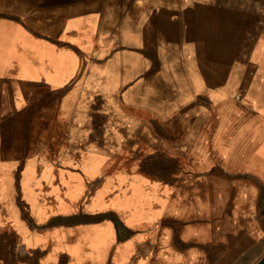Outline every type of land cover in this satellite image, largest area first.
<instances>
[{
	"label": "crops",
	"instance_id": "crops-1",
	"mask_svg": "<svg viewBox=\"0 0 264 264\" xmlns=\"http://www.w3.org/2000/svg\"><path fill=\"white\" fill-rule=\"evenodd\" d=\"M121 1L112 17L96 11L68 18L58 31L38 19L29 25L0 18V264H200L211 257L198 237L185 236L182 209L153 207L150 193L141 190L145 176L133 172L127 179L133 192H116L121 177L103 175L109 159L87 144V129H77L79 139L53 145L58 159L35 156L34 139L29 143L17 126L23 104L35 95V83L52 89L64 82L52 79L51 63L38 62L41 48L56 50L35 33H74L85 61L111 56L119 66L130 64L120 56L151 55L153 39L198 63L205 55L230 57L228 70L242 73L237 87L254 111H231L226 118L240 121L245 141L255 136L250 150H264V0ZM103 6L104 0L63 1L64 12ZM124 21L131 30L122 36ZM59 56L64 65L72 63ZM252 119L255 128L245 123ZM206 145L215 153L214 144Z\"/></svg>",
	"mask_w": 264,
	"mask_h": 264
},
{
	"label": "rangeland",
	"instance_id": "rangeland-1",
	"mask_svg": "<svg viewBox=\"0 0 264 264\" xmlns=\"http://www.w3.org/2000/svg\"><path fill=\"white\" fill-rule=\"evenodd\" d=\"M63 1L0 0V18L29 25L38 19L58 31L68 18L96 11L112 17L119 3L124 14L121 0L68 12ZM130 30L124 21L121 35ZM35 34L56 50L54 55L40 49L41 67L51 63L52 79L64 80L52 89L35 83V95L23 104L17 126L28 133L23 138L29 143L34 139L35 156L58 159L53 145L87 129V144L109 159L103 175L121 177L117 193L133 192L127 179L135 172L147 178L141 190L150 193L153 207L167 203L173 211L182 209L185 236L198 237L201 251L211 256L200 264H258L264 258V150H253L255 136L245 141L240 121L226 118L231 111H254L237 87L242 73L228 70L230 57L205 55L198 63L153 39L151 55L120 56V63L130 64L119 66L111 56L93 54L85 61L74 33ZM62 53L71 64H63ZM255 121L245 123L255 128ZM206 144H214L215 153Z\"/></svg>",
	"mask_w": 264,
	"mask_h": 264
},
{
	"label": "water",
	"instance_id": "water-1",
	"mask_svg": "<svg viewBox=\"0 0 264 264\" xmlns=\"http://www.w3.org/2000/svg\"><path fill=\"white\" fill-rule=\"evenodd\" d=\"M258 264H264V258Z\"/></svg>",
	"mask_w": 264,
	"mask_h": 264
}]
</instances>
